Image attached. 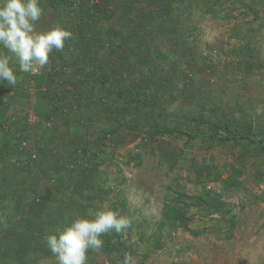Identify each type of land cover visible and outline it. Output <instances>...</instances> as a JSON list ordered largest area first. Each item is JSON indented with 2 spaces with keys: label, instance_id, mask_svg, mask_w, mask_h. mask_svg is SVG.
<instances>
[{
  "label": "rangeland",
  "instance_id": "1",
  "mask_svg": "<svg viewBox=\"0 0 264 264\" xmlns=\"http://www.w3.org/2000/svg\"><path fill=\"white\" fill-rule=\"evenodd\" d=\"M43 1L41 28L56 23L57 12L73 32L47 73L78 75L87 64L74 82H102L90 108L103 114L86 117L98 134L90 130L88 157L73 168L82 181L65 180L61 202L48 211L49 199L39 197L31 236L13 234L31 237L33 251L15 253L20 237L0 241V264H56L43 236L105 204L136 220L104 234L87 264H119L125 254L133 264H264V0ZM116 37L124 51L114 55ZM68 81L65 114L76 88ZM158 126L192 136H151ZM225 127L240 138L226 139Z\"/></svg>",
  "mask_w": 264,
  "mask_h": 264
},
{
  "label": "crops",
  "instance_id": "2",
  "mask_svg": "<svg viewBox=\"0 0 264 264\" xmlns=\"http://www.w3.org/2000/svg\"><path fill=\"white\" fill-rule=\"evenodd\" d=\"M43 2L41 0L42 5L45 4ZM53 16L57 22L62 21L57 12ZM38 27L41 28L40 23ZM47 69L36 74L31 91L22 88V85L29 84L26 78L18 80L14 88L6 85L7 95L3 93L0 97V229H8L3 231L4 236H0V241L4 244H14L20 237V243H16L20 244V249L15 251L16 254L18 251H26V245L33 242L31 237L13 234L19 230L20 233L31 236L28 235L34 225L31 213L38 209L39 197L49 199L48 203L46 202L48 211L51 202H61L65 180L70 183L73 178L81 180L79 177H82L84 172L79 173L73 168L80 165L77 159L79 155L80 159L82 158V150L88 147L90 130L94 129L93 134H98L94 125L88 128L94 121H87L86 117L88 114L95 113V117L103 114L98 112L97 106L93 105L95 110L90 108L101 97L102 82L95 80V86L92 83L94 81H81L79 86L78 82L74 81L78 77L81 78L82 74L75 75L72 72L74 69L58 71L63 72V77L53 72L47 73ZM62 78L65 80H61ZM68 80H73L72 83L83 96L76 99L73 89L70 91L68 113L58 116L59 124L54 125L55 120L51 118L52 128L44 129L40 126L34 129L16 119L17 115L11 107L28 108L38 114L41 120H48L53 114L49 108L51 90L59 89L61 85L66 86ZM21 139L28 140L26 148L21 147ZM92 142L97 143L98 138H94ZM25 239L29 240L25 243ZM29 248L27 251H33L32 246Z\"/></svg>",
  "mask_w": 264,
  "mask_h": 264
},
{
  "label": "clouds",
  "instance_id": "3",
  "mask_svg": "<svg viewBox=\"0 0 264 264\" xmlns=\"http://www.w3.org/2000/svg\"><path fill=\"white\" fill-rule=\"evenodd\" d=\"M44 15L41 0H0V85L14 88L18 73L27 74L29 80L28 74L45 70L51 54L63 51L73 38V32L59 22L39 28ZM135 220L105 204L90 216H72L43 240L56 264H87L89 250L102 248L104 234L122 233ZM122 264H133L131 254H125Z\"/></svg>",
  "mask_w": 264,
  "mask_h": 264
},
{
  "label": "trees",
  "instance_id": "4",
  "mask_svg": "<svg viewBox=\"0 0 264 264\" xmlns=\"http://www.w3.org/2000/svg\"><path fill=\"white\" fill-rule=\"evenodd\" d=\"M63 1L64 0H55V4L56 5H61V3H63ZM206 1H210V0H206ZM51 3L53 4V2L51 1ZM136 3V2H135ZM95 7L98 9V11H102L104 14H105V16H107L108 14H106L107 13V8L105 7V6H103V4H101L100 2L99 3H97V4H95ZM52 13V12H51ZM53 15H54V13H52ZM56 14V13H55ZM52 16V15H51ZM106 18H109V16L108 17H106ZM122 40H123V38L122 37H116V38H114L113 39V41L115 42V44H111V51L114 53V55H117L118 53H122V51H124V46H123V43H122ZM117 43V44H116ZM133 57H134V59H136L137 60V54H136V52H133ZM78 64H77V62H76V66H77ZM75 66V65H74ZM88 65L87 64H85V66H80L79 67V69L77 70V71H79V72H81V74L83 73L84 74V71H87V69H86V67H87ZM104 68V67H103ZM103 71H106L105 69L103 70ZM83 74H82V79H83ZM101 77L104 75V76H106V74H102V72L100 71V74H99ZM86 78L84 79V80H87V77H88V74L86 73ZM101 77H99L100 79H101ZM89 80V79H88ZM81 83V82H80ZM80 83H78L79 84V86H80ZM73 85H75V84H73ZM66 86H62L61 85V87L59 88V90L58 91H56V95H55V98L54 99H51V101H50V104H49V108L52 110V112H53V115L55 114L56 116H57V118H58V116L60 115V113L62 112V114H65L66 112H67V108L65 109V113H63V106L64 107H66L65 105H66V102H65V100L68 98V94L67 93H64L65 92V88ZM5 85H0V97L3 95V93L5 92ZM77 88V87H76ZM74 89L73 88V93L75 94V96H76V99H78V98H81L83 95H82V92L81 91H78L77 89ZM60 91V92H59ZM59 92V93H58ZM52 93V92H51ZM52 96H53V94H52ZM16 117V119L18 120H20L21 122H22V124L23 125H27L19 116H15ZM52 119H53V117H52ZM54 120H56V119H54ZM55 124H59V121H55L54 122V125ZM52 126H53V123H52V121H51V124L49 125V126H45V125H43V128L44 129H50V128H52ZM40 127V126H39ZM42 127V126H41ZM225 130L227 131V135H226V139H238V138H240V136L239 135H236L235 133H231V131L228 129V128H226L225 127ZM164 132H167V133H172V132H180V133H183V134H185V135H188V136H192L188 131H185V130H181V129H173V128H167V127H160V126H158V127H154V128H152L151 129V131H150V135L151 136H154V135H157V134H159V133H164ZM241 138H244V137H241ZM243 145V144H242ZM260 147V149L261 150H263L264 151V147L263 146H259ZM88 148V147H87ZM88 152V153H87ZM87 152L85 151L83 154H84V156H86V157H88V154H89V152H90V148L87 150ZM181 215H180V213L178 212V211H175V217L176 218H179ZM123 259H124V257H122V256H120L119 257V264H122V262H123Z\"/></svg>",
  "mask_w": 264,
  "mask_h": 264
},
{
  "label": "built area",
  "instance_id": "5",
  "mask_svg": "<svg viewBox=\"0 0 264 264\" xmlns=\"http://www.w3.org/2000/svg\"><path fill=\"white\" fill-rule=\"evenodd\" d=\"M37 72H33L31 74H28L30 83L28 86V90L31 91L33 89V80L36 76ZM12 110H14L15 115L19 116L28 126L33 127L34 129L39 126H49L51 124L50 121L41 120L39 116L32 110L28 108H16L11 107ZM28 143L27 139H21L20 145L22 148H26Z\"/></svg>",
  "mask_w": 264,
  "mask_h": 264
}]
</instances>
